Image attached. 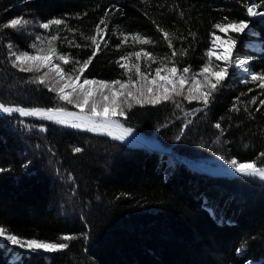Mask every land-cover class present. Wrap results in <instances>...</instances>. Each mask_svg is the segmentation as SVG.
<instances>
[{"label":"trees","instance_id":"1","mask_svg":"<svg viewBox=\"0 0 264 264\" xmlns=\"http://www.w3.org/2000/svg\"><path fill=\"white\" fill-rule=\"evenodd\" d=\"M252 4L264 11V0H0V102L75 111L34 73L13 67L12 53L55 49L68 75L108 83L142 79L133 65L147 78L161 65L179 75L189 67L183 75L193 77L207 63L217 70L208 57L213 33L220 35L214 25L239 20L248 27L230 33L235 56L247 59L251 75H264V17L247 15ZM16 18L30 23L3 27ZM54 19L64 23L40 27ZM259 85L232 72L207 106L185 95L130 101L118 121L155 140L158 151L0 112V228L24 240L69 244L28 254L0 238V264H264V181L193 168L207 159L264 166Z\"/></svg>","mask_w":264,"mask_h":264},{"label":"snow or ice","instance_id":"2","mask_svg":"<svg viewBox=\"0 0 264 264\" xmlns=\"http://www.w3.org/2000/svg\"><path fill=\"white\" fill-rule=\"evenodd\" d=\"M257 6L252 4L247 8V15L250 17H264V11L254 10ZM107 15V13L105 14ZM227 20V18H225ZM30 21L23 18L12 19L8 24H4L3 27H11L16 29L18 26H23L29 24ZM64 21L61 19L50 20L45 23H41L40 27L48 29L51 25H61ZM101 24L104 23L103 20L100 21ZM216 29L220 32L227 33L229 30L235 33L243 32L248 24L244 20H239L238 22H228V23H216L214 25ZM99 31V25L97 26ZM165 38H168V33H164ZM213 50L208 52L209 61L215 56V59L218 61H223L226 64L229 62L232 56V50L236 43L235 39L229 37L227 40H220V44H216V40L220 39L216 37L213 33ZM56 39V37H52ZM93 43H95V37L92 38ZM143 43H150L149 40H143ZM226 45V47H224ZM171 46V43H170ZM35 47V45H33ZM223 47V51L217 52L215 48ZM99 48V45H97ZM42 51V50H41ZM55 49H49L46 54L40 55H29L28 52H23L20 54L12 53L15 59L12 61L13 67H19L20 71L23 72H33L39 71L41 67H47L51 64L53 55L55 54ZM96 53H93V57ZM139 58L141 53H135ZM145 55H150L145 53ZM173 56L176 55L175 52L172 53ZM60 60L68 63V60L65 56L61 55L58 57ZM38 62V63H33ZM91 62V58L84 62L80 67L79 72L82 74L87 68L88 64ZM27 63V67L23 66ZM245 60H240L239 64L244 65ZM136 69V74L141 76L142 79H147L144 74L140 72L139 65H133ZM131 71V68L127 69ZM166 73L165 76L161 77V71ZM56 75L59 76L58 80H55V86L50 90L58 92L59 99L65 101L68 104H73L75 107L80 109L79 113L69 112L65 108H33L26 110L19 107H6L4 103L0 102V111L4 113H13L19 112L21 115H32V116H44L48 120L55 119L59 124H68L73 128H84L88 127L91 131H96L103 129L107 132L108 135H112L114 130L121 129V134L117 136V139L123 140L126 135H131L133 129L130 127H124L119 121L116 120V117L126 116L125 106L128 109H131L132 103L134 101L136 104H143L145 102L150 104L160 103L161 100H171L173 96H182L184 95L183 88L184 84L187 82L186 76L183 74L189 73V67H184L182 69V75L177 76L178 69L175 66L167 67L161 65L158 67L155 72V78L150 82L155 84L157 87L155 90L151 86L141 85V87L136 88L135 90L128 89L126 95L124 92L113 91V85H119L121 89H126L127 85L122 83L120 80L113 81L111 84L105 81H97L91 79H84L83 83L78 84L80 80V75L71 76L65 73L59 65L53 67ZM245 72L248 71L247 68L244 69ZM196 75L203 76L204 80L196 81ZM192 77L195 81L194 87L188 89V95L185 97L188 100H202L204 105L207 106L210 103V98L212 94L218 90V86L221 85L222 81L226 79L229 75L227 67H220L217 65V70H213L210 66V63L205 64L199 73ZM48 77V73H45L43 77H38L39 83H45V79ZM253 81H260V87L264 88V75L253 74L251 76ZM164 80L165 84H160L159 81ZM61 81H64L61 84ZM131 83V80L129 81ZM86 85H97L95 89L91 87H85ZM166 85H171L167 87ZM58 86V87H56ZM71 89V91L66 92V89ZM105 89H108V93H105ZM163 89V91H161ZM206 89V90H202ZM94 92L98 93L101 99H96ZM119 96H125L123 101H119ZM103 101V103L101 102ZM255 103V99L252 101ZM261 104H264V100L260 101ZM90 106V107H89ZM179 106V105H178ZM85 108H89L88 114L85 113ZM90 126V127H89ZM215 127L221 129V124L216 123ZM74 153H81L83 149L81 147H75L73 149ZM261 157H264V153H261ZM260 163H264L262 160ZM231 166L235 169L236 172L241 173L245 176L259 177L264 179V166H258L256 161L248 162H238L236 159L230 161ZM0 238H4L6 241L10 242L13 245H17L20 248H28L29 250L36 251L43 249L44 251H57L62 249H67L69 247L68 243H45L38 239H20L18 235L5 234V229L0 228ZM74 237L70 235H65L62 237L64 241H70Z\"/></svg>","mask_w":264,"mask_h":264},{"label":"rangeland","instance_id":"3","mask_svg":"<svg viewBox=\"0 0 264 264\" xmlns=\"http://www.w3.org/2000/svg\"><path fill=\"white\" fill-rule=\"evenodd\" d=\"M246 30H247V28L244 31H246ZM244 31L240 32V33H237V34H243ZM230 33H235V32H232L231 30H229L227 33L220 32V35L216 36V37L220 38V39L216 40V44L219 45L220 44V40H227L229 37H231ZM248 45L250 46V48H257L256 44H248ZM224 47H226V45ZM213 48H214V45L212 43V46H211L210 50H213ZM215 51L221 52V51H223V47H217V48H215ZM40 54H46V53H39V54H35L34 53V54H29V55H40ZM235 54H236V48H235V45H234L233 50H232V56H231V58H230V60H229V62L227 64L225 62H223V61L216 60L215 56H213L212 59L220 67H227L228 71H229V74H231L233 72V73H237V75L243 77L244 79H250L252 75H251L250 70L248 68L247 59L236 57ZM240 60H245L246 63L244 65H240L239 64ZM33 63H38V62H33ZM55 65H57V64H56V61H55V59L53 57L52 61H51V64L49 66L41 67L39 71H33L32 72L37 77H43L45 75V73H48V77L45 79V84H48L49 89L53 88L55 86V80L59 79V76H57L55 71H53V67ZM23 66L27 67V63H25ZM245 68L248 69L247 72L244 71ZM160 75H161V77H163V76L166 75V73H163V74L160 73ZM155 76H156V74L152 75V77H148L146 80L145 79H139L138 81L130 83V84L129 83L128 84L124 83L125 85H127L126 89H121L119 85H113V89L112 90L113 91H117V92H124L125 95H126V92H127L128 89L135 90L136 88L141 87V85L151 86L155 90V88L157 86L155 84H151L150 83L155 78ZM177 76H179L178 73H177ZM186 79H187V82L184 84V88H183V92H184L185 97L188 95V89L194 87V84H195V81L192 79V76H186ZM83 80L84 79L80 78V80L77 83L78 84L83 83ZM203 80H204V77H200V80L196 79V81H201V82ZM63 83H64V81H61V84H63ZM159 83L160 84H165L166 82L164 80H160ZM166 86L169 87V88L171 87V85H166ZM56 87H58V86H56ZM85 87H91V88L95 89L97 87V85H91V86L86 85ZM202 90H206V89H202ZM52 91H54V90H52ZM65 91L68 92V91H71V89L69 88V89H66ZM104 91H105V93H108L109 90L105 89ZM161 91H163V89H161ZM54 92L58 95L57 91H54ZM94 96L98 100L101 99L98 93L94 92ZM175 97L176 96H173V98H175ZM124 98H125V96H119L118 100L119 101H123ZM101 102L103 103V101H101ZM145 103H147V102H145ZM73 106L75 107V105H73ZM125 110H126V106H125ZM0 112L3 113V114H16V115L21 116V117H27L25 115H21L19 112H13V113H4L2 111H0ZM69 112L79 113L80 109L75 107V111H69ZM88 112H89V108H85V113L88 114ZM28 116L29 117L38 118V119H42V120H45V121L56 122L55 119L48 120L44 116H32V115H28ZM118 118H120V116L116 117L117 121H118ZM62 125L66 126V127H69V128H72V129H76V130H87V131L95 133V134L106 135V136H109V137L115 138V139H117L116 137L119 136L121 134V131H122L121 129L114 130L113 134L110 136L103 129L96 130V131H91V130H89L88 127L73 128V127L70 126V123L62 124ZM117 140H119V141H121V142H123V143H125V144H127V145H129L131 147H144V148L153 149V150H156V151L161 150L160 149V145L155 140L150 139V138H146V137L140 135L139 133L135 132L134 130L132 131L131 135H126L123 140H121V139H117ZM193 167H194V169H197V170L202 171V172H206L208 174L209 173H211V174L228 173V174H232V175H242L241 173L236 172L235 169L232 166L225 165L221 161L216 160V159H207V160L199 161L198 163H195V165ZM3 242L9 248L15 249L18 252H25V253H28V254H52V253L56 252V251H53V252L44 251L43 249L32 251V250H29L28 248H20L17 245H13L10 242L6 241L5 239H3Z\"/></svg>","mask_w":264,"mask_h":264},{"label":"water","instance_id":"4","mask_svg":"<svg viewBox=\"0 0 264 264\" xmlns=\"http://www.w3.org/2000/svg\"><path fill=\"white\" fill-rule=\"evenodd\" d=\"M26 116H28V115H26ZM210 175H214V174H211V173H210ZM221 175L232 176V174H228V173H223V174H221ZM254 178H257V179H259V180L264 181V179H261V178H259V177H254Z\"/></svg>","mask_w":264,"mask_h":264},{"label":"bare ground","instance_id":"5","mask_svg":"<svg viewBox=\"0 0 264 264\" xmlns=\"http://www.w3.org/2000/svg\"><path fill=\"white\" fill-rule=\"evenodd\" d=\"M26 116V115H25Z\"/></svg>","mask_w":264,"mask_h":264}]
</instances>
